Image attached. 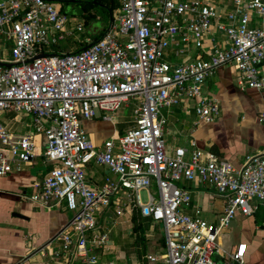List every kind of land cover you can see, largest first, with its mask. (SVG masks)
I'll return each instance as SVG.
<instances>
[{
  "label": "built area",
  "instance_id": "2783aa9c",
  "mask_svg": "<svg viewBox=\"0 0 264 264\" xmlns=\"http://www.w3.org/2000/svg\"><path fill=\"white\" fill-rule=\"evenodd\" d=\"M228 1L220 9L218 0H118L98 40L76 39L89 48L50 54L85 23L47 0H0V51L10 44L9 59L0 62L11 65L0 66V115L28 116L32 129L18 134L0 121V176L29 164L37 155L35 135L43 136L50 170L28 199L73 213L42 256L99 264L91 246L102 247L107 235L98 231L97 215L114 203L117 217L138 209L149 227L163 226L162 255L145 256L148 264H243L246 244L224 251L219 236L237 213L250 216L264 202V149L237 168L194 141L190 149L169 150L164 137L174 108L197 122L218 119L217 100L203 87L220 68L234 69L239 88L264 91V0ZM212 29L226 38L224 47L213 46L207 59L171 62L188 45L201 50ZM131 101L132 126L97 147L81 122L111 121ZM258 119L264 122V112ZM90 164L105 169L101 186L89 183ZM190 183L223 202L217 223L202 220L198 210L188 213Z\"/></svg>",
  "mask_w": 264,
  "mask_h": 264
},
{
  "label": "crops",
  "instance_id": "0c3cea01",
  "mask_svg": "<svg viewBox=\"0 0 264 264\" xmlns=\"http://www.w3.org/2000/svg\"><path fill=\"white\" fill-rule=\"evenodd\" d=\"M218 2L220 9L229 3L228 0ZM225 45L226 38L212 29L205 37L201 50L188 45L184 55L179 57L172 55L170 60L172 63H182L207 59L208 52L213 46L222 48ZM4 46L5 49L0 51V57L8 60L10 44L5 43ZM83 46L84 44L81 47ZM236 80L237 74L229 66L216 70L206 80L203 93L213 96L220 108L219 117L214 122H197L192 113L186 115L182 107L168 112L164 137L169 150L176 147L190 149V142L194 141L199 149L211 152L239 168L247 157L264 149V122L258 119L264 112V91L241 89L237 86ZM119 112L114 114L111 121L96 118L81 122L83 130L97 147H101L107 139L118 137L132 126L133 118L125 119L124 115L118 116ZM0 121L18 134L32 130L29 127L30 117L23 114H3L0 115ZM35 139L36 157L18 171L0 176V264H78L72 258L66 263L53 253L41 255V250L47 251L48 243L67 225L73 214L72 212L71 215L68 214L70 211L64 204L59 207H44L28 199L33 192L34 183L41 181L50 170V165L42 158L44 138L36 134ZM86 172L89 183L94 187L101 186L107 176L103 167L94 164L88 165ZM185 186L192 192V206L188 213L194 215V211L198 210L202 220L217 223L223 211V202L204 185L190 183ZM256 206V210L250 216L237 213L229 227L219 236L220 246L224 251H231L239 244H246L243 264H264V202L257 203ZM113 209L114 203L108 211L97 215L98 231L107 235V243L102 247L91 246V254L99 259V264H107L110 261L126 264L127 259L130 261L129 264H148L145 256L162 253L164 245L158 244L164 240L163 237L155 238L154 225L149 227L145 236L146 240L153 243L151 250L145 252L143 248L142 251L138 250L140 252H132L130 248L120 249L114 241L118 239L115 229L119 224L127 225L120 236L131 238L133 231L129 223H132L133 213L138 209L130 214L125 213L122 217H117ZM204 215L212 220L204 219ZM130 244L133 246L132 238ZM52 246L57 248L58 243L55 242Z\"/></svg>",
  "mask_w": 264,
  "mask_h": 264
},
{
  "label": "rangeland",
  "instance_id": "374dc122",
  "mask_svg": "<svg viewBox=\"0 0 264 264\" xmlns=\"http://www.w3.org/2000/svg\"><path fill=\"white\" fill-rule=\"evenodd\" d=\"M79 1V2H76ZM84 1L81 0H53V4L56 6V10L65 16L68 19L72 20H79L83 21L84 24V30L80 34H75L74 36L66 38L64 41L59 42L56 46L49 47L47 49L48 53L50 54H60L61 52H76L80 50L82 47L80 44L76 42V39H85L90 38L93 40V36L99 35L103 32L105 28L109 25L110 16L108 14L107 9L105 8H99V7H93L88 8L85 4H83ZM115 12V11H114ZM94 15L93 22L87 21L88 15ZM134 103L131 101L129 104H124L123 109L118 113V116L124 115L125 119H131L133 118V112H134ZM119 122V121H117ZM140 199L142 202H146V194L145 192L140 193ZM69 215H71V212H68ZM73 214V213H72ZM134 219L132 220L133 223L131 224L132 228V235L131 238L133 240V246L130 244L131 238H123L120 235L124 233L125 228L127 225L119 224L117 228L115 229L118 233V239L114 240L115 244L119 246L120 249H126L130 251H138L143 248L146 250H151V247L153 245L151 240H146V231H148L150 223L147 221H144L141 219L138 215V213H133ZM132 217V218H133ZM204 219H207L211 221L212 219L208 216H203ZM140 225L139 228L136 226ZM154 236L156 239H162L164 237V230L163 226L161 224L156 225L153 228ZM158 245H164V242L161 240ZM133 247V248H132ZM135 247V248H134ZM137 249V250H136ZM140 252V251H138ZM144 252V253H145ZM129 260L127 259L125 261L126 264H129Z\"/></svg>",
  "mask_w": 264,
  "mask_h": 264
},
{
  "label": "trees",
  "instance_id": "16d2710c",
  "mask_svg": "<svg viewBox=\"0 0 264 264\" xmlns=\"http://www.w3.org/2000/svg\"><path fill=\"white\" fill-rule=\"evenodd\" d=\"M83 4H85L86 7H88V8L99 7V8L107 9L110 18L112 17L114 10H116L119 7L118 0H88V1H84ZM93 18H94V15L89 14L87 16V19H89V20H87V21L91 20V22H93ZM101 34L93 36L92 41L98 40L99 37L101 36ZM135 213H138L139 217L141 218L140 213L138 211H135ZM133 219H134V217L132 218V220ZM132 223H133V221H132ZM136 227L139 228L140 225H138Z\"/></svg>",
  "mask_w": 264,
  "mask_h": 264
},
{
  "label": "water",
  "instance_id": "95a60500",
  "mask_svg": "<svg viewBox=\"0 0 264 264\" xmlns=\"http://www.w3.org/2000/svg\"><path fill=\"white\" fill-rule=\"evenodd\" d=\"M47 1L53 3V0H47ZM76 2H79V1H76ZM91 45H92V44H89V45H87L86 47H83L81 50H84V49H86V48H89ZM0 66H1V67H9V66H11V65H10V64H6V63H1V62H0ZM16 216H17V215H16Z\"/></svg>",
  "mask_w": 264,
  "mask_h": 264
}]
</instances>
